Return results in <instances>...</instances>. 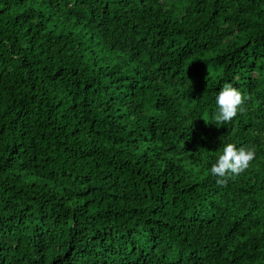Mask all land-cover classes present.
<instances>
[{"label":"trees","instance_id":"obj_1","mask_svg":"<svg viewBox=\"0 0 264 264\" xmlns=\"http://www.w3.org/2000/svg\"><path fill=\"white\" fill-rule=\"evenodd\" d=\"M0 264H264V0H0Z\"/></svg>","mask_w":264,"mask_h":264},{"label":"clouds","instance_id":"obj_2","mask_svg":"<svg viewBox=\"0 0 264 264\" xmlns=\"http://www.w3.org/2000/svg\"><path fill=\"white\" fill-rule=\"evenodd\" d=\"M245 100L246 97L236 87L231 83H225L214 97L215 111L211 115L210 124L218 127L227 125L240 111H243ZM254 158L255 149L252 147L223 143L208 172L217 178L218 182H223L231 176L244 172Z\"/></svg>","mask_w":264,"mask_h":264}]
</instances>
